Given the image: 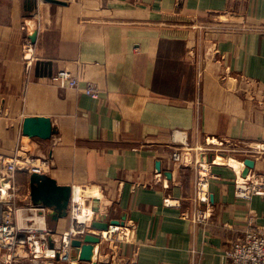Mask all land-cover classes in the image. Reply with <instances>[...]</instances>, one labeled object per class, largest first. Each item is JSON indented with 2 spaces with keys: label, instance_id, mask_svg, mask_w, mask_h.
Returning <instances> with one entry per match:
<instances>
[{
  "label": "crops",
  "instance_id": "obj_1",
  "mask_svg": "<svg viewBox=\"0 0 264 264\" xmlns=\"http://www.w3.org/2000/svg\"><path fill=\"white\" fill-rule=\"evenodd\" d=\"M56 1L0 0V157L27 150L25 118H49L50 139L30 140L29 154L47 160L42 174L95 194L99 214L133 234L128 242L100 240L90 262L70 245L68 262L43 263L228 264L224 250L249 220L264 227V196L237 199L233 169L215 166L212 217L194 224L183 218L193 170L171 155L181 142L195 151L264 143V0ZM33 32L28 67L23 46ZM60 71L77 88L51 83ZM249 152L240 157L264 173V156ZM29 176L15 177L21 195L29 194ZM74 224L47 216L59 239Z\"/></svg>",
  "mask_w": 264,
  "mask_h": 264
},
{
  "label": "built area",
  "instance_id": "obj_2",
  "mask_svg": "<svg viewBox=\"0 0 264 264\" xmlns=\"http://www.w3.org/2000/svg\"><path fill=\"white\" fill-rule=\"evenodd\" d=\"M23 58L30 67L35 59L33 43L27 39L23 46ZM51 83L60 87L77 88L78 81L69 72L60 71L51 78ZM84 93L91 98H97L98 93L94 88H87ZM210 144V143H209ZM208 143L199 151L192 150L186 142H181L179 148L171 155L174 165L189 167L193 170L191 196L189 198L190 211L183 218L194 224L206 225L213 214L210 183L214 179L213 167L225 164L221 159L231 158L239 162L238 168L231 167L234 171L233 187L237 199L250 201L255 196H264V173L249 171L242 177L243 158L249 149L256 150L264 156V143L255 148H245L232 142L227 148H210ZM40 165L34 166L33 159ZM246 159V158H245ZM47 160L31 156L27 151L18 149L9 159L0 157V264H42L57 258L68 262L70 260V242L73 239L82 240L93 221V197L85 195L80 189H72L68 205L67 216L76 224V229L65 233L63 239L56 240L47 225V209L33 205L29 194L21 195L15 177L19 171L28 174H42ZM84 202L80 203V198ZM177 201L165 200L167 207L175 206ZM85 205L91 210L89 216L78 220L79 211ZM180 206V204H179ZM74 224V225H75ZM111 226L96 236L100 240L128 242L132 238L133 229L129 226ZM51 238L53 247L49 246ZM228 264H264V227L256 225L253 218L249 220L247 228L240 238L224 250ZM44 264V263H43Z\"/></svg>",
  "mask_w": 264,
  "mask_h": 264
},
{
  "label": "water",
  "instance_id": "obj_3",
  "mask_svg": "<svg viewBox=\"0 0 264 264\" xmlns=\"http://www.w3.org/2000/svg\"><path fill=\"white\" fill-rule=\"evenodd\" d=\"M48 3L61 4L56 0H44ZM31 10V8L29 9ZM29 40L35 42V33L29 36ZM22 145L26 147V151L30 153L31 139L48 140L52 135L51 121L45 117H28L25 118L22 124ZM33 156L32 154H30ZM242 177H246L249 171L255 167V161L246 158L243 160ZM155 169L160 172V162L155 163ZM167 178L171 177L170 173H166ZM72 189L70 186H59L53 179L45 174L32 173L29 176V195L33 205L41 206L47 209L48 221L57 223L60 219L67 216L69 201L71 198ZM213 202V197L211 196ZM98 199L92 201V211L95 213L90 228L95 231H107L109 225L122 226L123 222L106 221V216L99 214ZM100 241L98 236L85 235L82 240L73 239L70 242L71 247L78 249L79 261L90 262L92 260L93 247ZM49 246L53 247L51 238Z\"/></svg>",
  "mask_w": 264,
  "mask_h": 264
},
{
  "label": "bare ground",
  "instance_id": "obj_4",
  "mask_svg": "<svg viewBox=\"0 0 264 264\" xmlns=\"http://www.w3.org/2000/svg\"><path fill=\"white\" fill-rule=\"evenodd\" d=\"M219 160H221V159H219ZM226 164H228L230 167H234V168H238V166H239V162H237L236 160H233V159H231V158H227L226 159ZM34 166H36V165H34ZM85 189V188H84ZM85 195H90V196H94L95 197V194H85ZM98 195V194H97ZM84 196H83V199L82 198H80V203H83L84 202ZM91 213V210L89 209V208H87L85 205H83L82 206V208L80 209V211H79V215H78V220L79 221H81V220H83L85 217H87V216H89V214ZM104 232V231H103ZM54 238L56 239V240H59V237H57V236H54Z\"/></svg>",
  "mask_w": 264,
  "mask_h": 264
},
{
  "label": "rangeland",
  "instance_id": "obj_5",
  "mask_svg": "<svg viewBox=\"0 0 264 264\" xmlns=\"http://www.w3.org/2000/svg\"><path fill=\"white\" fill-rule=\"evenodd\" d=\"M242 155V154H241ZM248 155V154H247ZM239 159H242L240 156H239ZM219 162H225L223 160H218ZM33 165H40V163L38 161H35V158L33 159V162H32ZM25 188V187H24ZM28 264V263H27Z\"/></svg>",
  "mask_w": 264,
  "mask_h": 264
}]
</instances>
